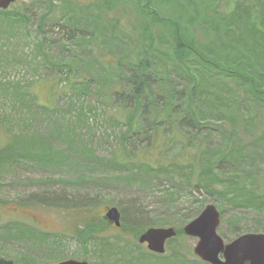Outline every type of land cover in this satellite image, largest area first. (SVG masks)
<instances>
[{
    "label": "rangeland",
    "instance_id": "obj_1",
    "mask_svg": "<svg viewBox=\"0 0 264 264\" xmlns=\"http://www.w3.org/2000/svg\"><path fill=\"white\" fill-rule=\"evenodd\" d=\"M50 1L18 0L7 10L19 11L29 20L0 18V155L6 158L0 162V258L15 264H58L69 259L90 264H209L194 252L198 238L184 233L167 244L165 253L157 254L139 242L135 231H116L117 226L107 217L110 227L93 243L105 245L102 253H97L93 245L83 241L86 239L78 238L76 231L84 226L86 214L91 212L98 220L109 207H117L121 217L122 210L139 208L152 224L146 229H178L213 204L221 212L218 234L225 244L245 234L264 233V205L258 207L264 200L259 197L264 193V99H255L250 90L236 85L233 77L195 56L179 65L173 47L174 32L184 27L186 37L198 49L214 43L225 52L218 43L224 31L211 27L208 20L192 22L191 16L197 12L189 11L191 0H150L151 10L171 21L156 20L149 4L143 10L145 15L136 18L134 9L146 0H112L113 6L109 0ZM220 1L221 14L237 3ZM257 13L255 8L253 15L264 18ZM140 24L152 27L153 41L133 33ZM252 29L246 28L247 34ZM257 29L258 34H263L264 24L260 22ZM240 45L243 49H238L239 56L246 54L264 62L260 51L264 41L248 54L247 47L253 49L254 45L243 41ZM145 51L166 64L161 69L169 82L188 89L191 70L203 77L205 86L199 89L207 88L211 96L220 92L230 103L231 109L222 111L230 116L218 117L221 121L207 117L200 138L201 144L209 146L208 153L220 151L216 162L221 182L214 188L203 184L197 187L194 179L192 194L183 189L167 200L162 193L172 192V181L156 174L129 178L132 165L114 163L125 126L112 115L116 103L112 90L120 80L119 71H126L115 67L125 68L128 55L138 57ZM213 58L210 54L209 59ZM61 63L67 66L62 71ZM69 70L76 78L72 86L64 82ZM230 86L236 89L243 115L226 97ZM257 105L262 108L252 114L251 109ZM169 132L165 129L162 134ZM191 135L189 131L185 140ZM145 142L138 144L143 146ZM169 145L167 154L173 157L185 143L174 141ZM194 146L198 144L192 145L190 151L200 156ZM239 146L249 154L247 158L240 157L243 163L237 154ZM230 152L234 155L230 156ZM221 154L228 156L227 162L222 161L225 158H220ZM43 194L49 202L57 203L54 196H63V202L59 200L58 206L37 205L35 199ZM252 196L255 199L246 201ZM82 204L92 207L85 212ZM8 223L46 230L52 237L61 235L64 239L51 244V251H45L25 236H2Z\"/></svg>",
    "mask_w": 264,
    "mask_h": 264
},
{
    "label": "trees",
    "instance_id": "obj_2",
    "mask_svg": "<svg viewBox=\"0 0 264 264\" xmlns=\"http://www.w3.org/2000/svg\"><path fill=\"white\" fill-rule=\"evenodd\" d=\"M48 1L51 2L50 0ZM191 1V4H194V6L189 5V11L197 12L191 16L192 22L199 23L202 21L207 22L208 20L211 27L214 26L215 29H222L224 34H220L222 37H219L222 40L218 43L224 48L225 52L222 49H218V45L214 43L204 50L198 49L193 45L190 38L186 37V28L183 27L181 31L178 27L173 35V40L175 41L173 47L177 51L179 65L187 64L191 61L190 58L195 56L203 64L214 66L216 70L224 72L227 77H233L236 85H240L242 90H250L255 99H264V82L260 81L264 79V62L250 55L242 54L239 56L238 54V49H243L240 41L254 45L253 49L248 48L249 46L247 47V50H249L246 52L247 54L250 51L258 49L257 47H261V43L264 41V32L263 34H258L257 29L260 22L264 24V18L258 19L257 16L253 15V10L256 8L258 10L257 14L264 16V0H237L234 8L228 9L226 14H221L218 11L220 0ZM149 2L150 0H146L144 5L134 9L136 18L145 15L143 10ZM109 5H114L112 0H109ZM178 7L181 10V7ZM149 9L151 16H154L156 20L171 21L170 19L162 18L160 13L158 15L157 12L151 10L150 4ZM175 12L180 13L178 16L182 19L183 15L177 7ZM202 12H204L203 17L200 16ZM24 17L29 20V17L19 11L0 10V18L3 21H18ZM249 26H252L253 29L247 34L246 28L248 29ZM133 33L140 38L151 40L150 36L153 34V29L148 24H140V27L134 29ZM260 51L264 54V49H260ZM210 54H213V59L216 61L221 60L222 63L218 62L219 65H217L216 62L211 61L213 59H209ZM135 57L137 55L132 54L130 57L129 55L127 56V66L125 68L115 67L118 71L120 69H126V71H119L120 80L112 90L114 91L113 100L116 102L114 103L115 108L112 115L125 126V130L121 135L122 147L116 157L117 161H114V163L122 166L131 164L129 178L149 177L156 174L158 178L164 177L172 181L175 184L173 188H170L172 192L166 191L162 193L167 200L173 197V195L179 194L183 189L192 194L193 188L191 184L194 179L196 180L197 187H201V184H203L202 186L205 188H214V186H217L221 182L219 178L220 174L217 172L218 163L216 162L220 151L212 152L210 150L208 153L209 146L201 144L200 138H203V125L207 122V117L212 116L217 121H221L220 117L230 116L222 112L231 109L230 103L226 101L220 92L218 96H211L207 88L199 89L200 86L204 87L205 85L201 79L203 77L196 72L192 73L191 70H188L191 79L188 81L189 85L187 89L186 87L178 86L174 81L169 82L164 76L166 72H163L161 69L166 64L152 58L151 53L148 51L140 54L137 58ZM232 63H236V65ZM61 64L63 68L60 71L67 68L66 65ZM75 79L74 74L69 70L64 82L72 86ZM191 81L195 82L192 86L190 84ZM236 95V89H232L230 86L226 97H229L232 103H235L237 111L243 115L241 112L242 103L238 102ZM259 108L261 109L262 105L252 108V114ZM233 118L235 119L236 117L233 116ZM165 129L170 130L166 136L162 134ZM189 131L192 132V135L189 136L188 140H185ZM135 138H138V140L133 141ZM174 141H181L185 145L175 156L168 157L167 152L171 147L169 143H173ZM139 142L145 143L143 146H140ZM196 143L198 146L194 147L200 152V156L194 155L193 149L190 151V147ZM236 149L238 150L239 160L240 157L243 159L249 157L244 147L239 146ZM229 155H234V152H230ZM221 157L225 158L224 160L222 159L223 162H227L226 157L228 156L221 154ZM4 159L6 158H1L0 155V162ZM240 163L243 162L240 160ZM62 197L54 196L58 203L54 202L53 198V201L49 202L44 194L37 196L35 200H37V205L43 203L49 206H58L60 205L59 200ZM259 197L264 199V193ZM253 199L255 197L252 196L247 198L246 201ZM262 205H264V200L260 201L258 207ZM80 206L81 209L88 212L89 208L87 207L91 205L82 204ZM86 215L83 229H77L76 234L80 235V237L78 236L79 239H86L83 241H86L89 246L93 245V249L97 253H102L105 245L95 243L96 246H94L93 243L103 236L104 230L108 229L111 223L106 220V216L97 220L91 212ZM121 220V226L116 227V231L133 230L137 233V238L147 227L152 225L139 208L122 210ZM50 233L46 230L42 231L37 228H30L28 225L24 227L8 223L2 231V236L13 237L15 239L25 236L32 240L38 249L51 251V244L59 243L64 238L61 235H54L52 237ZM99 234H102V236L99 237ZM182 234H184L183 228H178L177 237Z\"/></svg>",
    "mask_w": 264,
    "mask_h": 264
},
{
    "label": "water",
    "instance_id": "obj_3",
    "mask_svg": "<svg viewBox=\"0 0 264 264\" xmlns=\"http://www.w3.org/2000/svg\"><path fill=\"white\" fill-rule=\"evenodd\" d=\"M18 0H0V9L7 10ZM105 216L117 227L121 226V212L117 207H109ZM221 224V213L213 204L183 230L188 236L198 238L195 254L209 264H264V233H249L225 244L217 230ZM174 227H150L141 233L138 240L157 254L166 251V243L175 237ZM0 264H15L13 260L0 258ZM58 264H90L86 260L69 259Z\"/></svg>",
    "mask_w": 264,
    "mask_h": 264
}]
</instances>
